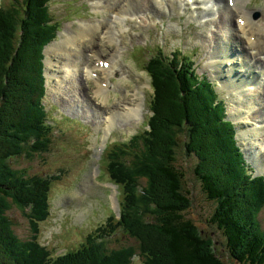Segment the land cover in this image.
I'll return each instance as SVG.
<instances>
[{
	"label": "trees",
	"instance_id": "1",
	"mask_svg": "<svg viewBox=\"0 0 264 264\" xmlns=\"http://www.w3.org/2000/svg\"><path fill=\"white\" fill-rule=\"evenodd\" d=\"M51 2L9 0L0 8V264H131L138 251L144 264H228L230 259L264 264V177L249 173L224 101L181 50L172 58L161 51L148 60L144 70L154 92L153 114L128 142H114L104 152L110 180L120 188V217H110L76 251L53 258L42 246L40 223L50 216L52 182L59 176H28L12 161L49 153L54 143L43 102L44 49L61 25ZM179 151L186 165L193 163L206 199L216 204L208 222L219 232L201 229L186 216L192 200ZM15 208L30 221L27 240L14 231ZM119 230L138 248L110 250L108 242ZM214 234L221 235L227 260Z\"/></svg>",
	"mask_w": 264,
	"mask_h": 264
},
{
	"label": "rangeland",
	"instance_id": "2",
	"mask_svg": "<svg viewBox=\"0 0 264 264\" xmlns=\"http://www.w3.org/2000/svg\"><path fill=\"white\" fill-rule=\"evenodd\" d=\"M100 1L102 4L99 7H93L95 0H52L51 13L61 25L55 42L47 48L49 49L60 42L55 51V56L52 57L54 64L50 65L49 63V67L59 72L58 74L61 78H52L51 81L47 78L49 90H47L43 102L50 115L49 123L54 127V143L49 153L34 155L32 158L19 159L12 162L15 168L25 169L28 176L37 174L59 176L57 180L52 182L50 216L40 224V241L43 245H48L54 256L80 249L90 234L95 233L100 226L106 223L109 217L115 215L110 196L112 191L108 184L110 177L106 170L108 164L105 160H96L95 147L97 145L98 148L100 147L103 133L105 132H108L109 139L106 140L109 143L110 141L112 143L117 141L128 142L134 135L145 128L148 119L152 115L149 110V104L152 102L154 92L152 89L149 90L147 88L151 79L149 78V74L145 72L144 67L151 57L161 51L163 52V57L166 59L172 58L174 52L181 50L186 57L195 60L198 75L208 77L215 83L220 97L227 106L228 118L230 104L232 109L236 106L237 110L240 111L237 115L242 119L237 120L235 118L237 115L233 118L234 110L231 111L230 118L237 125L241 126L242 130L240 133L242 134L239 137V143L243 149L249 173H264V133L256 132L264 126V122L262 121L264 117V88H260L264 87V83H258L254 78H250V81H255L256 88L249 92L247 88H254L255 86L245 85L244 88L247 94L245 98L244 88L240 89V94H237L236 90H230L229 88L231 87L230 82L236 76V72L245 71L242 67L234 65V74L228 76L226 74L230 68H228L229 65H225L222 69H219V71L222 70L224 72V76H217L214 67L218 65L211 63L212 55H217L220 51L225 54L226 58L230 56L235 58L238 51L236 47H220L217 49L216 44L221 41L213 37L215 31L212 30H216L213 26L214 24L209 25L208 22L202 21L203 4L186 5L180 0H149L147 2L142 0L132 3L130 5L132 8L129 10L130 13L137 14L142 8L147 10V16L144 21L132 24L128 22V28H130L125 30L124 35H117L119 39H114L113 43H110L108 38L102 39V35L99 37L98 42L101 44L99 48L102 51V54L98 57L104 60L114 56L115 50H118L116 49L117 46L121 45L125 49V54L120 57V66L124 70V73H128L129 81L121 79L120 74H115L113 77L115 84L118 86L114 89L108 83L109 88L106 95L109 100L106 104H101V98L93 95V88H95L93 82L82 78V84L86 83L82 89L80 86V89L82 94L85 92L87 96H82L79 99V96H81L79 88L76 91L73 89L72 83L65 71L67 68L60 69L62 65H57L59 60L56 61L57 56L62 54L63 58H61V61L65 62L68 46L75 47L74 43L67 45V43L62 42L61 34L70 32L69 39H71L74 29L77 27L81 29L80 21L104 23L103 19H106L104 31L118 26L120 23L116 22L115 19L111 22L110 10L119 8L123 4V1ZM168 3L171 5L169 9L167 7ZM8 4L9 0H0V8L2 6L7 7ZM246 7L250 12L258 10L261 20L258 26L264 29V22L262 21L264 0H247ZM209 18L214 19L216 17L211 15ZM227 20H229V17L226 18ZM231 21V24L235 27V23H233V20ZM126 23L124 22V24ZM94 31L95 29L92 28L89 32ZM235 39L236 41L238 40L236 37ZM93 41L94 39L90 36L80 38V42L83 45L90 46ZM251 41L257 42L256 39H251ZM84 52L83 60L79 56H73L78 64L81 63L79 69L73 68L74 70H79L78 76L80 78L83 76L84 63L97 66V59H99L94 57L92 47H86ZM89 53H92V56H89ZM253 59L254 67L259 71L262 70L264 65L256 57ZM262 59H264V56ZM245 80L241 78L239 83L244 85L246 84ZM97 83H101V81L95 82V84ZM135 88L140 89V99L143 101V108L140 111L141 116L138 122L118 123L116 126H113L114 128L112 127L111 131L104 130L105 123L103 122V117L105 114L100 112L99 107L103 106V109L104 107L113 106L116 102L120 104L125 96V91L132 93ZM87 111L93 114H100L99 119L94 118L90 114V116H87ZM245 112H248L246 117L241 114ZM254 148L258 152V156ZM178 156L179 165L183 167L187 175L185 180L186 189L191 193L193 200V206L186 213V216L192 219L201 229L219 232L208 222L216 204L206 199L200 182L193 174V163L188 161V164H185L188 159L184 151H179ZM98 164L100 166V174L93 178V168ZM213 169H215V164L213 165ZM10 217L14 223L16 234L24 240L29 239L31 226L24 213L15 208L10 213ZM260 221L264 228V211L260 215ZM214 235L216 236L217 247L219 248L221 257L227 260L226 249L218 241L221 235ZM108 245L110 250L129 246L138 248L139 246L135 239L129 238L122 231H119L111 238ZM229 261L228 264H238L232 259ZM19 264H26V262L21 260ZM131 264H144V259L140 256L139 251Z\"/></svg>",
	"mask_w": 264,
	"mask_h": 264
},
{
	"label": "bare ground",
	"instance_id": "3",
	"mask_svg": "<svg viewBox=\"0 0 264 264\" xmlns=\"http://www.w3.org/2000/svg\"><path fill=\"white\" fill-rule=\"evenodd\" d=\"M123 1V4L119 7V8H113L110 10V17L112 18V21L115 19L116 22L120 23L118 26L113 27L111 30L106 29V31H104V24L107 22L106 19H103L104 23L101 22H96V23H92V21H80V26L81 29H79V27H77L76 29H74V34L72 36L71 39L70 38V32H65L61 34V40L62 42L67 43V45L74 43L75 47L73 46H68L67 52H66V58H65V62L61 61L62 54H59L56 58V61L58 60V64L57 65H62L60 67V69L66 67L67 69H65V71L67 72V77L70 80V82L72 83V87L73 89L76 91L79 88L80 91V97L82 96H87L85 94V92H81V89L83 88V79L85 78L87 81L90 80H94L95 82H100L101 83H97L95 84V88H93V95H95L97 98H101V104H106V102L109 100L108 96L106 95L107 93V89L109 88V84L112 86V88H116L118 85L117 84H112L109 81V78H111V75L114 72H117L120 74V78L123 80H127L129 81V75L128 73H124V70H122L121 66H120V57L125 54V49H123V47L121 45L117 46L116 49H118L116 51V55L112 58V64L111 66L106 70V69H101V77H99L97 80L92 79L91 78V73H93L95 70H100L99 67H96L90 63H84V65H86V71L84 72L83 76L80 78L78 76L79 73V66L81 63H77V61L73 58V56H79L81 60L84 59V50L86 47L93 48V52H94V57L100 58L98 57L99 55L102 54L101 49L99 48L101 44H99V37L102 35V39L104 38H108L110 43L114 42V39L118 38L120 34L124 35L125 34V30H128V22H130L131 24L134 22H139L142 23L141 21H139V18H141L143 21L147 16V10L142 8L141 10H139V12L137 14L134 13H130L129 10H131V4L135 3V2H140L142 0H121ZM146 1V0H145ZM220 4V0H211L210 2L207 1L204 3V6L209 9L210 7L213 9H216L218 6V4ZM99 2V3H98ZM247 0H235V4L230 6V7H226V8H221L218 9L216 11L215 17L214 19H210L208 21L209 25L214 24L213 26L216 28V30H212L215 31L213 34V37L216 38V40L221 41L220 43H217V49H219L220 47H225V48H233L236 47L238 53L236 55L235 58L233 57H227L225 56L224 53L222 52H218L217 55H212V61L211 63H214L216 65H218L215 68V73L217 74V76L221 75L224 76V72L221 70L219 71V69H222L225 65H229L228 68H230L227 71L228 76L233 75L234 71H233V66H237V67H242L245 71L241 72L238 71L236 72V76L232 79V82H230V90L234 89L237 91V94H240V89L244 88L245 85H253L255 86L254 88H247L249 92L253 91L256 88V84L254 83L255 81H250V78H254L258 83H264V68L262 70H258L256 67H254L253 63H254V57H256L258 59V61H260L263 65H264V60L262 59V57L264 56V29L262 27L259 28V22H255L251 19L250 17V11L247 10L245 8ZM101 1L100 0H95L93 7H99L101 5ZM143 4H145V2H143ZM168 9L171 7L170 3L167 4ZM148 9V8H147ZM104 11V10H101ZM264 12V9H263ZM218 15V17H217ZM229 17V20L226 21V18ZM237 18H241L242 20H244V24H235V27L231 24L233 20H236ZM223 22H221V21ZM262 21L264 22V15L262 18ZM124 22H127L126 24H124ZM83 23V24H82ZM92 28L95 29L94 32H89ZM82 31H84V33H82ZM89 33V34H88ZM119 33V34H118ZM119 35V36H117ZM86 36H90L92 39H94V41L91 43L90 46L88 45H83L80 42V38H84ZM236 38H238V40L236 41ZM253 38L257 40V42H252L251 39ZM60 45L59 43H56V45H54L53 47H50L49 49L46 50V54H47V68H46V73H47V78L49 81H51V79L53 78H57L60 79L61 76L58 74L59 72L54 71V69H51L49 67V63L50 65H53L54 59H52V57L55 56V51L58 48V46ZM66 46V44H65ZM126 57V56H124ZM51 58V59H50ZM49 60H51V62H49ZM102 60V58L99 59L98 62H100ZM56 64V62H55ZM73 68H78L76 70H74ZM221 72V73H218ZM49 74V75H48ZM73 74V76H72ZM50 76V77H49ZM66 77V76H65ZM83 78V79H82ZM219 78V77H217ZM246 79L244 85L240 84L239 81L240 79ZM104 79H106V87H104L102 85V83L104 82ZM237 79V81H236ZM232 83V84H231ZM150 84H151V80H150ZM81 86V89H80ZM141 88V86H140ZM260 88H264V87H260ZM49 90V87H48ZM140 89H134V91L132 93H129V91H125L123 89V91H125V96L123 98V101L119 104V103H114L113 106L110 107H104L102 109L103 106H100V112H103L105 115L103 117V122L105 123V128L104 130L106 131H111L113 126H116L118 123H123V122H138V120L140 119L141 116V112L142 108H143V101L140 99V94L141 92H139ZM245 94L244 97H247L246 94V89L244 88ZM138 92H139V97H138ZM109 95V94H108ZM110 96V95H109ZM78 99V98H77ZM247 100V99H246ZM152 102H150L149 104V110H150V105ZM119 104V105H118ZM78 108V107H77ZM88 108V106H87ZM89 109V108H88ZM93 110V109H92ZM234 110V114L232 115L233 118L240 113L239 110H237L236 106H234V109L231 108V104L229 106V110H228V114H229V118H230V113L231 111ZM95 111V110H94ZM87 116H93L94 118L99 119L100 114H93L89 111H87ZM90 114V115H89ZM244 117H246L248 115V112L245 113H241ZM264 116V115H263ZM237 120L242 119L239 115H237V117H235ZM231 119V118H230ZM233 120V119H232ZM262 121L264 122V117L262 118ZM239 123V122H238ZM236 124V123H235ZM240 124V123H239ZM237 125V124H236ZM264 125V123H263ZM238 127V131H239V137L241 136L242 133H240L241 126L237 125ZM114 128V127H113ZM258 129V126H257ZM256 130V129H255ZM252 132V131H251ZM257 133H264V126L261 128V130L256 131ZM244 133V132H243ZM256 133V134H257ZM255 134V135H256ZM254 151L256 152V148H254ZM257 156H258V152ZM259 164V162H258ZM264 168V167H263ZM111 203L113 206L117 207V208H121L120 202L119 200H115V199H111Z\"/></svg>",
	"mask_w": 264,
	"mask_h": 264
},
{
	"label": "water",
	"instance_id": "4",
	"mask_svg": "<svg viewBox=\"0 0 264 264\" xmlns=\"http://www.w3.org/2000/svg\"><path fill=\"white\" fill-rule=\"evenodd\" d=\"M55 41H53L51 44H53ZM50 44V45H51ZM48 46L45 47V50H44V54L46 55V50H47ZM45 65H46V60H45ZM46 86H47V83H46Z\"/></svg>",
	"mask_w": 264,
	"mask_h": 264
}]
</instances>
